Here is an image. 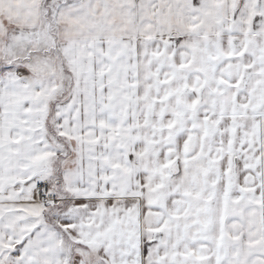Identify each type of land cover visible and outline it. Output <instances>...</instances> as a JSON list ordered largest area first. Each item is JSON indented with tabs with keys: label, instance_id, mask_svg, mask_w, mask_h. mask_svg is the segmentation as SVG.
<instances>
[{
	"label": "snow or ice",
	"instance_id": "1",
	"mask_svg": "<svg viewBox=\"0 0 264 264\" xmlns=\"http://www.w3.org/2000/svg\"><path fill=\"white\" fill-rule=\"evenodd\" d=\"M0 264H264V0H0Z\"/></svg>",
	"mask_w": 264,
	"mask_h": 264
}]
</instances>
